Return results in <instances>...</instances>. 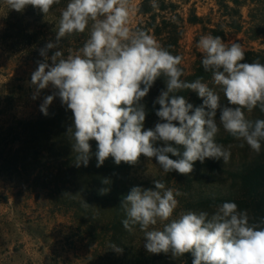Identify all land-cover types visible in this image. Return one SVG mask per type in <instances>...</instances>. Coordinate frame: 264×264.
<instances>
[{"label": "clouds", "instance_id": "9594fccd", "mask_svg": "<svg viewBox=\"0 0 264 264\" xmlns=\"http://www.w3.org/2000/svg\"><path fill=\"white\" fill-rule=\"evenodd\" d=\"M0 4V19L31 5L55 25L56 42L40 49L44 61H38L31 74L36 90L32 98L51 86L55 92L44 98L40 111L47 116L57 96L71 111L73 123L67 133L76 167L88 166L90 141L95 140L97 167L109 157L117 165H135L143 155L155 158L164 173L188 175L196 161H230L233 145L225 147L216 141L221 127L242 142L239 147L247 144L255 153L261 152L264 118L249 119L246 113L257 108L264 113V63L242 62L246 54L240 43L229 45L212 34L199 38L201 64L211 73L216 91L202 77L191 82L181 79L183 57L173 55L147 30L131 27L136 12L132 0H67L58 17L52 10L61 0H0ZM151 6H158L156 0H151ZM86 32L78 51L65 55L56 50L48 57V50L58 48L66 36ZM160 78L165 88L154 104L159 105L156 116L161 122L145 130L147 112L141 101ZM185 90L194 91L203 103L193 108L178 95ZM221 93L231 106H222ZM157 142L163 146H156ZM153 184L154 188L133 187L120 206L126 217L121 221L123 228L131 233L138 225L149 253L173 258L191 253L192 264H264V218L251 216L231 201L212 204L211 213L177 214V197L183 193L159 179ZM110 248L122 252L116 244Z\"/></svg>", "mask_w": 264, "mask_h": 264}, {"label": "rangeland", "instance_id": "374dc122", "mask_svg": "<svg viewBox=\"0 0 264 264\" xmlns=\"http://www.w3.org/2000/svg\"><path fill=\"white\" fill-rule=\"evenodd\" d=\"M140 1L132 0L136 8L130 22L132 28L144 21L137 12ZM258 1L256 6L244 7L242 14L248 22L249 8L259 5V11L253 14L258 15V20H261L258 24L264 30V0ZM191 2L195 3L196 13L202 18V23L187 22L189 5L183 7L186 22L179 42V55L183 57L181 65L186 75L192 73L195 63L202 58L196 46L200 36L209 34V28L213 25L224 24V18L217 12L213 1ZM0 7L3 5L0 4ZM223 32L221 38L229 45L240 43L245 51L264 49V32L256 40H250L244 33H235L228 28L223 29ZM85 36L87 39V32ZM25 44L28 45V41H18L15 45V41L5 39L0 31V264H178L177 258L170 254L149 253L144 247L146 240L139 227L131 233L114 231L108 224L109 213L80 211L72 207V201H63L64 186L69 188V195L77 198L86 184L98 177L95 174L77 178H68L66 175L63 178L51 177L58 170L59 161L48 154L46 131L36 126L23 128L20 125V122L43 118L40 106L46 96L55 92L49 86L40 90L36 99L32 98L36 90L31 84V74L37 69V62H43L44 57L40 52L37 55L33 53L30 46L23 49L21 46ZM56 50H48V57ZM48 63L51 64L50 59ZM220 95L222 106H231L223 94ZM59 101L57 96L52 103ZM187 101L193 108L196 102L203 103L198 96ZM157 122H161L159 117L144 124V129L154 128ZM232 145L231 156L237 157L239 145ZM156 146L163 144L157 142ZM217 166L216 160L206 158L203 163L196 161L194 171L188 175L176 171L164 173L155 158L141 155L135 165L126 163L123 171H111L105 176L138 184H153L154 179L162 180L167 187L183 193L177 197L178 214L180 211H198L193 204L195 195L220 188L225 182L226 177L218 171ZM205 211L211 213L213 209ZM124 232L133 238V245L128 249L124 241L118 243L112 238L113 234L119 237ZM111 244H116L122 252L111 249ZM180 264H185V261Z\"/></svg>", "mask_w": 264, "mask_h": 264}, {"label": "trees", "instance_id": "16d2710c", "mask_svg": "<svg viewBox=\"0 0 264 264\" xmlns=\"http://www.w3.org/2000/svg\"><path fill=\"white\" fill-rule=\"evenodd\" d=\"M211 1L214 2L220 16L224 18V24L221 22L213 25L209 28V34L223 37V29L228 28L235 33H244L250 40H256L264 32L258 24L261 21L260 19L258 20V15L253 14L259 11V5H257V8H254V6L253 8H249L248 17L250 20L248 22L244 20L242 14L244 7H250L253 4L256 6L259 2L258 0ZM66 3L67 0H61L60 5L53 7L52 14L58 17L59 9L65 6ZM156 3L158 6L153 8L151 0L140 1L137 12L144 18V21L140 22L136 28L147 30L173 55H179V42L183 36L186 22L182 10L183 7L189 5L187 22L191 24L202 23V18L197 15L195 3L191 2V0H156ZM259 15L261 16V13ZM245 25L248 26L246 27ZM0 31L3 33L5 39L15 41V45L18 44V41H28V45L25 44L21 47L24 49L30 46L33 53L36 52V55L47 43L56 42L54 23L46 21L43 13L31 5L27 6L23 12L9 11L7 17L1 21ZM85 40V33L68 35L60 41L59 47L56 49L63 50L66 53L65 55H67L69 54L68 51H75L82 47ZM245 54V61L242 62L259 60L261 63H264V49L245 51ZM180 67L183 69L182 65ZM198 77H202L203 82L208 83L210 87H215L216 91H219V88L212 83L211 73L203 69L201 59L195 63L192 73L188 75L184 73L181 79L191 82ZM164 88L163 78L157 79L147 96L141 101L147 112L144 124H148L150 120L158 118L156 111L159 109V105L154 104V102L160 94L161 89ZM178 95H183L186 100L198 96L191 90H185L178 93ZM200 105V102H196L194 108ZM219 112L217 110L216 114L218 125ZM246 115L249 119L264 118V113H261L258 108L254 109L252 113H246ZM20 123L21 126H24L23 128L31 125L33 128L36 126L46 131L49 140L48 154L55 161H59V168L55 173L51 174V177L63 178L62 176L66 175L68 178H77L87 174L90 176L95 174L98 177L92 178L77 198L69 195V188L64 186L62 191H64L63 196L65 200L63 201H72V207L80 211L98 214L109 213L108 224L112 230L126 231L121 223L126 218L123 209L120 207L123 197L135 186L141 187V185H145L143 187L154 188V184H138L133 181L129 182L128 180L107 178L105 175L111 171H123L126 163L121 162L117 165L113 158L109 157L102 166L97 167L95 140L90 141L92 156L88 166L84 167L81 165L80 167H76V154L73 152L72 142L67 133V129L73 123L72 113L65 105H62L61 100L49 105L47 116L44 115L43 118L36 119L35 121ZM216 141L224 146L242 143L241 141H236L222 127L216 136ZM216 163L218 171L226 177V180L221 184L220 188L206 193H197L193 199L194 207L198 211L212 210L211 205L214 203L231 201L237 203L239 209L247 210L251 216L257 219L264 218V143H262L259 154L252 151L245 144L244 147H239L238 156H231L228 163L224 164L222 160H216ZM105 179L109 182L104 183ZM102 189H107V192L102 194ZM138 227L137 225L134 229ZM127 232H124V235L120 234L119 237L117 236L118 238L116 234H113L112 238L118 243L124 241V246L128 249V247H132L133 245V238L126 236ZM184 261L185 264H192L193 256L191 253H186L183 257L177 258L178 264Z\"/></svg>", "mask_w": 264, "mask_h": 264}]
</instances>
